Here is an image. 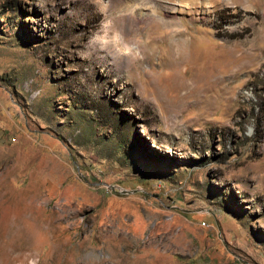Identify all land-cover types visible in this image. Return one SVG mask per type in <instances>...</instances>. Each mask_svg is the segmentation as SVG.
Returning a JSON list of instances; mask_svg holds the SVG:
<instances>
[{"label":"rangeland","instance_id":"rangeland-1","mask_svg":"<svg viewBox=\"0 0 264 264\" xmlns=\"http://www.w3.org/2000/svg\"><path fill=\"white\" fill-rule=\"evenodd\" d=\"M162 1L0 0V264H264V0Z\"/></svg>","mask_w":264,"mask_h":264},{"label":"bare ground","instance_id":"bare-ground-1","mask_svg":"<svg viewBox=\"0 0 264 264\" xmlns=\"http://www.w3.org/2000/svg\"><path fill=\"white\" fill-rule=\"evenodd\" d=\"M128 1H130V0H128ZM115 3L116 2H110L109 4H105L104 6H102V9L104 11L110 10V8H109V6H110L111 8L119 10V12H120V10H124V11L132 13L131 11H133V9L136 8V10L140 11V13H142V15H145L147 12V13H149V15L161 16V15H163V12H162L163 4L164 3L170 4V2H166V1L164 2L162 0H143L142 4H143L144 8H141L142 6H139V4L134 3V2L131 4H129V3L124 4L125 2L121 3V4H115ZM181 6L183 8H186V3L181 4ZM133 12H135V11H133ZM142 18H143V16L140 19H142ZM108 22H109V20H107L106 24H105V27H106L105 30L106 31L109 30V28H108L109 23ZM114 30H116V29H114ZM178 34H180V30L174 29V30H171L170 32H168L167 35H165L167 42L170 44V46L172 48V55H171L172 64L173 65L175 64L176 67H179L181 64L186 66L184 63H182L181 59H179V51L181 53V50H179V48H178L179 45L177 46V43L176 42L174 43V40L172 41V39L175 38ZM94 40L102 41L103 42L102 46H105L108 44L112 45V48H110L108 51L110 53L112 52L114 62H116V63H123V61L125 60L124 58L133 55L135 52H137L139 49L142 48L141 46H138V45L135 46L134 48H131L130 46H128L126 38L122 37V35L118 31H113L112 34L110 35V37H106L105 34H102V35L97 34V37ZM169 41H172V42H169ZM118 44H121L122 48L119 47L120 45L118 46ZM157 93L159 96H161L160 92H157ZM163 93H165V92H163ZM164 96H165V94H164ZM159 99H161L162 101H165V102L169 101V99H166L165 97L162 98V96L159 97Z\"/></svg>","mask_w":264,"mask_h":264},{"label":"crops","instance_id":"crops-1","mask_svg":"<svg viewBox=\"0 0 264 264\" xmlns=\"http://www.w3.org/2000/svg\"><path fill=\"white\" fill-rule=\"evenodd\" d=\"M244 6L245 7H253V5H251L247 0H245L244 2ZM261 41V40H260ZM264 45V43L262 44V46ZM257 48L260 50L261 49V52H264V46L263 47H259V45L257 44Z\"/></svg>","mask_w":264,"mask_h":264},{"label":"trees","instance_id":"trees-1","mask_svg":"<svg viewBox=\"0 0 264 264\" xmlns=\"http://www.w3.org/2000/svg\"><path fill=\"white\" fill-rule=\"evenodd\" d=\"M261 111H263L264 110V104H261Z\"/></svg>","mask_w":264,"mask_h":264},{"label":"built area","instance_id":"built-area-1","mask_svg":"<svg viewBox=\"0 0 264 264\" xmlns=\"http://www.w3.org/2000/svg\"><path fill=\"white\" fill-rule=\"evenodd\" d=\"M244 93L248 94V90H247V89H246V90H244Z\"/></svg>","mask_w":264,"mask_h":264}]
</instances>
